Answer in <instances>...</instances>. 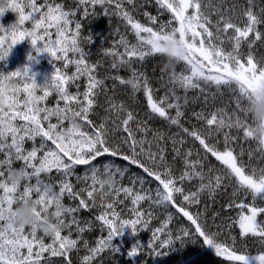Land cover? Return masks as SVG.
Masks as SVG:
<instances>
[{"label":"snow or ice","instance_id":"snow-or-ice-1","mask_svg":"<svg viewBox=\"0 0 264 264\" xmlns=\"http://www.w3.org/2000/svg\"><path fill=\"white\" fill-rule=\"evenodd\" d=\"M79 3L81 5L91 4L93 8L100 5L105 9V15L119 16L126 21L125 27L130 26L134 32L137 38L136 43H129L121 37L119 44L123 46V52L113 50L108 53L113 57L111 68L117 71L124 67L130 68L131 78L123 79L119 76L110 78L118 81L120 85H130L134 92L143 87L147 93L151 113L170 120L173 125L179 124V117L183 115L180 111L181 97L175 95L173 91L171 99L175 100V103L169 102L168 94L159 102L155 101L147 81L144 80L141 83V73L132 68V64L143 63L146 58H153L156 54H165L166 50L160 46L159 41L178 39L182 49L173 50V55H178L180 61L185 62L184 70L180 74L173 72L168 82L174 86L178 85L185 91L198 89L201 94L213 87L218 92L224 87L229 89L234 97L235 111L232 116L223 114L221 111L210 114V118L205 120L206 125L209 126V134L213 131L212 126H215L216 132L223 128H236L238 131L242 130L245 138L255 135L260 145L259 155L261 159H264V136L258 137L253 127L255 121L248 120L250 115L248 104L252 94L264 92V59L259 61L260 66L258 67L251 51L252 44L262 40V34L257 26L264 23V16L254 14L251 10L252 0H249V9L244 13L247 22L243 27L224 16H221L215 25H211L208 16L201 10L200 0H156L158 10L161 13L167 12L171 16V19L167 23H161L157 30L140 23L130 11L125 9L124 4L132 5L134 0H79ZM45 7L46 10H43ZM109 8L112 9L111 13L108 11ZM26 9H28L27 12ZM189 9H193L192 14H188ZM7 10L16 13L18 18L7 28L0 23V32H3L0 35V61L6 62L14 46L27 39L36 53V55H29V61L38 63L37 57L42 53H48L51 58L63 61L65 66L75 64L76 73L73 76H65L61 75L59 68H55L50 78H46L43 84H38L36 73H33L29 66L8 74L0 71V154L5 157L0 160V167L5 169L0 171V192H2L0 195V264H51V261L45 258V253H50L52 257L66 256L68 252L76 249L78 244L77 239L71 238L73 226L81 235L86 230L85 227L80 226L81 222L75 214L90 207L100 209L95 219L101 222V230L106 231L107 234L106 237L98 239L95 247H89L86 240L83 242V247L89 254L83 256L82 264H92L105 249L114 248L116 252H120L121 249L114 246L113 241L122 236L126 229H131L135 234L138 231V225L148 227L152 218L151 212H141L134 208L135 219H122L121 214L115 209L117 201L109 203L102 201L100 204L95 202L93 194L96 192L97 174L116 175L118 173L120 177L124 176V171L119 166L111 160H100L101 157L116 158L119 156L124 161L137 165L147 176H154L155 180L163 186L162 189L157 188L155 198L148 192L141 195L139 192L133 193L130 187L116 186L111 194L114 192L119 195L123 192L126 197H132L133 206L144 200H150L156 205L173 203V193H181L183 200L190 204L199 203L198 193L183 194L182 188L176 186L171 175L162 179L161 174L142 162L141 157L150 164L163 160L164 149L157 145V151H152V141L147 140V133L150 129L145 125L138 122L135 131L129 127V123L134 120L132 113H125L121 105L109 101L111 107L108 111L117 113L111 122V128L106 126L107 117L103 123L98 125L89 119V113L95 104L93 97L98 94L94 90L101 88L103 81L93 75L96 65L86 61L85 52L79 40L81 23L70 18L74 17L75 13L64 11L62 4L48 3L47 0L41 5L37 4V0H22V2L0 0V17H3ZM261 13H264V9H261ZM88 14V9L85 8L84 15ZM145 15L151 23H156V16L147 13ZM173 21L178 22V26H173ZM26 22H31V26L24 27ZM73 24L75 31L69 27ZM213 27L215 34L211 30ZM51 29H55V39L52 38ZM228 29L233 30L231 35H227ZM252 33L255 34L254 40L248 42L249 52L244 60V54L240 51L241 45ZM225 39L231 43V51H226L221 47ZM70 52L77 54L79 58L69 59ZM79 76H86L88 79L86 91L75 94L68 92L65 85L69 80L75 81ZM37 89H42L43 94L36 95ZM49 90L58 94L59 101L65 102L64 107L59 106V101L56 108L41 106V102L50 94ZM22 92L26 94L23 99L20 97ZM171 108L176 109L174 118L168 116L167 109ZM236 112L241 113L244 119L237 116ZM52 117H56V123H51ZM65 121L68 122V126H65ZM86 126L93 130H86ZM117 131L125 132L127 135L114 136L110 142L109 134ZM183 131L199 141L207 153L227 166L225 175L230 180L236 181L239 190L245 193L251 192L254 201L264 194V168H252L251 174L246 175L245 166L237 164V157L230 148L233 137L227 132L224 134L225 150L219 151L214 145L206 143L198 132L189 133L187 128H183ZM135 132L142 133L143 137L136 139ZM37 138L40 139L38 146L36 145ZM160 139L162 137L159 134L154 135V140ZM26 141L33 143L30 150L24 147ZM49 142L53 147L49 146ZM145 144H148L147 150H145ZM124 146L128 147L131 155L123 153ZM249 151L251 154L254 150ZM14 160L23 163V167L18 170L24 177L22 190V183L15 184L9 180V175L15 170L12 168ZM95 161L99 163H94ZM197 164L198 162L186 160V167L191 171L183 173L179 179L183 181L200 177L203 182L207 176L209 184L202 183V189L205 187L210 190L218 188L223 177L217 175L213 182L211 176L202 171H195ZM77 166H86L82 176L75 174ZM53 172L55 176L52 175ZM73 176L77 181L84 182L86 186L76 190L71 182ZM89 180L91 184H88ZM140 183L143 186L142 179ZM84 196L91 200V205ZM27 199H32L46 211H51L62 225L61 231L54 236H49L51 243L46 244L44 239L37 235L35 227L27 230L18 229L12 223L13 208L17 203H23ZM64 199L77 201V203L75 206H65ZM229 207L239 209L238 223L243 234L251 233L254 237L264 238V224L258 223L257 220L258 215L264 213V207L252 206L250 214L244 212L249 207L246 203H233ZM179 211L190 223L186 227L179 228L180 235L176 237L178 240H182L183 237L192 238L193 234H198L199 237H203V243L213 248L218 256L225 255L229 261H236L239 264H250V260H255L256 264H264V254L255 257L237 254L236 251L229 250L228 247L219 243L218 233L206 232L201 213L192 214L184 207H180ZM144 217L147 219H143ZM171 221L172 216L169 215L163 225L153 231V240L150 244L160 241L162 248L172 244V233L168 230ZM84 223L90 226L89 222ZM65 230L68 234L62 235ZM166 230L167 238L161 240L159 234L165 233ZM139 247V244L133 246L127 255L135 257ZM68 264L71 262L69 261Z\"/></svg>","mask_w":264,"mask_h":264},{"label":"trees","instance_id":"trees-1","mask_svg":"<svg viewBox=\"0 0 264 264\" xmlns=\"http://www.w3.org/2000/svg\"><path fill=\"white\" fill-rule=\"evenodd\" d=\"M202 4V11L208 16L211 25H215L217 21L221 18L216 12H222L225 18L229 17V9L228 7L224 8V11L221 10L224 0H200ZM233 2L232 8L238 9V17L236 25L243 27L247 22V18L244 13L249 9V0H231ZM230 2V4H231ZM78 5H81L78 3ZM247 6L246 11L243 10L242 15L240 12V8ZM151 6H154L158 10V6L155 0H151ZM88 9V15H84V9ZM246 8V7H245ZM235 9L233 11H235ZM261 9H264V0H252L251 10L254 14L258 16H264V13H261ZM193 13V9H189ZM109 13H111L112 9H108ZM232 11V10H231ZM78 18L76 19L80 23H82L80 28V36L88 37V43L85 45V42H81V46H83L85 50V58L90 62V56L92 53H95V56L92 58H97V67H98V80L103 81V86L99 89H96L98 94L93 97L95 100V110L89 116V119L93 121L94 124L98 125L105 121V117L108 118L106 126L108 128L112 127V120L115 118L117 113L112 111L111 113L108 109L111 107L109 101L115 103L117 105H121L125 110V113H132L134 116V120L129 123V127L135 131L137 128V123H141L145 125L150 131L147 133V140L152 141V151H157V145L164 149L163 151V160H158L156 164H150L143 157H141L142 162L146 163V166L157 171L161 174L162 179L165 178V173L169 175L178 176V178L185 172H190L191 169L186 167V160L188 162H200L202 163V167L198 168L196 166L195 171H202L203 173L211 176L213 178L219 175L222 176L223 179L218 188L214 190H210L209 188L202 189V183L204 185L209 184V180L207 176L201 181L200 177H193L189 179H185L179 183V187L182 188L183 194L190 193H198L199 203L190 204L188 201L183 200V196L181 193L173 194V203L164 204L161 206L154 207L152 206V201L144 200L140 204L136 205L141 212H151L152 215L156 216V219L151 218V220L156 221H165L169 215L172 216V225H176L181 223V221H187V218L183 216V213L179 211L180 207H184L185 210L189 211L192 214L201 213L202 219L203 216L210 211H228L229 215L235 214L239 209L235 207H229L230 204H240L246 203L248 204V208L244 210V212L250 211V207L258 206L264 207V196L262 195L257 200H253L251 192L245 193L243 190L238 189V185L235 180H230L225 172L227 171V166L223 165L222 162L216 160L214 156L210 153H207L206 150L200 145L199 141L195 140L188 133L183 131V128H187L189 133L192 131H196L205 139L206 143L209 145H214L217 150L224 151V134L227 132L231 137H233L230 142V148L233 150V154L237 157V164L240 166L243 164L245 166V174H251V169L256 168H264V159H261L260 145L259 141L256 139L255 135L253 137L245 138L243 137V132L238 131L236 128H223L219 132H216L215 126H212L213 131L209 134V126L206 125L205 120L210 118V114L221 111L223 114L228 116H232L235 111L234 105V97L229 89L226 87L217 91L215 87L208 90L206 89L203 94L198 89H188L185 91L180 88L178 85L174 86L169 82H162V73L163 67L166 72H164L163 77L167 79L172 75L173 72L176 74H180L184 70L183 61H179L175 64L173 68L166 69L167 65V57L166 54H156L154 57L156 58H146L145 62H135L132 64V68L136 66V69L139 73L142 74L141 83L144 80L147 81L148 87L152 90L153 99L159 102L166 94L169 95V102L175 103L176 101L171 99V93L174 91L175 95L181 97L180 111L183 113L181 117H179V124L173 125L170 123V120L161 118L157 114L151 113L150 107L147 102V93L144 88L141 87L139 91H133L130 85H120L118 81H114L110 77L119 76L123 79L131 78V69L124 67L120 68L119 71L112 69L111 64L113 61V57L108 53L110 51H119L123 52V46L119 44L121 37L126 40H131L132 43L137 42V38L134 35V32L130 28H126V21H123L119 16L116 15H105V9L100 5H96L94 8L91 4L82 5V7H78ZM232 14V13H231ZM241 15V16H240ZM242 20L244 23H242ZM233 22V21H232ZM234 23V22H233ZM84 26V27H83ZM120 26V34L121 37L116 39L118 36H113L110 28ZM259 32L262 34V40L255 41L252 44V55L254 62L258 63L259 61L264 59V23L257 26ZM154 30H157V26H153ZM125 29V31H124ZM215 33V28L211 29ZM233 33L232 29H228L227 35H231ZM255 34L252 33L247 38V41L242 42L240 51L244 54V59L246 60L247 54L249 52L248 42L254 40ZM227 42V39H225ZM97 44V48L95 44ZM228 44H231L228 41ZM165 58L164 62L162 59ZM135 59V58H134ZM165 63V64H164ZM82 81H84L82 79ZM81 81V82H82ZM79 83L73 86L72 92L76 89ZM204 87L203 84H201ZM57 96L55 98H51V103L57 102ZM63 103V101H61ZM163 106V105H162ZM169 117H176V109L171 108L167 109ZM237 116H240L241 119H244V116L236 112ZM202 116L203 118H199ZM102 117V118H100ZM248 120H251V116L249 115ZM182 126V127H181ZM255 127V125H253ZM86 130L92 131L91 127L86 126ZM113 135L114 136H126L127 133L122 131H117ZM159 134L162 139L154 140V135ZM111 138V136H109ZM136 139H141L143 134L140 132H135ZM175 142V143H174ZM148 149V144H145V150ZM250 149L254 150L250 154ZM178 150V151H177ZM124 154L131 155L130 150L127 146H124L122 149ZM139 152V148H137ZM190 153L191 155H186ZM243 153V154H241ZM175 156L176 158H173ZM100 160L109 161L111 160L116 166H119L122 171H124V176L120 177L117 173L116 177L118 180L117 186L130 187L132 188L133 193L139 192L141 195L148 192L150 195L155 197V192L157 188L162 189L163 186L159 184L158 181L155 180V177H149L147 174L143 173L142 169H140L137 165L131 164L129 161H124L119 156L116 158H111L109 156L101 157ZM94 163H99V161H95ZM23 167V163L21 161H13L12 168L15 170H19ZM86 166H77L75 169L76 175H83ZM5 170L2 168L0 171ZM7 173V172H6ZM55 176V172L52 174ZM43 178V176H42ZM140 179L143 180V186H141ZM71 182L73 183L76 190L85 187V183L82 181H77L75 176L72 177ZM88 184H91V181H88ZM24 182L21 184V190L23 188ZM97 194L96 192H94ZM94 194V195H95ZM85 198V196H84ZM111 198H115L114 200L124 201L126 196L123 192L119 195H116L114 192L111 195H108L106 198L101 199L98 196V199L95 198V202L100 204L102 201H108ZM86 199V198H85ZM87 200V199H86ZM91 205V200H88ZM63 203L65 206H75L77 201H72L69 199H64ZM136 209V208H135ZM214 212V215L216 214ZM99 214L98 207H90L88 209H83L78 211L75 215L77 219L81 222L80 226L85 227V232L81 235L76 231V227L72 228V239H77L78 244L77 248L68 252L66 256H56L52 257L50 255H45V258L51 261V264H68L70 261L71 264H82V258L84 255H88V251L83 247V242L86 240L89 244V247H93L91 245L90 239L92 234L95 233V237L98 235L99 224L95 217ZM258 223L264 224V213H261L257 217ZM85 221L89 222V225H85ZM190 223V222H189ZM205 226L210 227L206 222ZM211 223V222H209ZM212 228V227H210ZM208 229V228H205ZM27 230V229H26ZM213 230V228H212ZM68 234L66 230L65 235ZM37 235L42 237L45 243L48 241V237H45L44 234L40 231H37ZM203 242V237H199ZM203 247L207 253L211 255H215L217 257H222L221 255H217L213 248L208 247L203 243ZM239 254V253H237ZM261 255V254H260ZM110 257L102 259L101 262L94 260L92 264H108L106 259ZM226 260V258H225ZM235 264H239V262L233 261ZM250 264H256L255 260H250Z\"/></svg>","mask_w":264,"mask_h":264},{"label":"rangeland","instance_id":"rangeland-1","mask_svg":"<svg viewBox=\"0 0 264 264\" xmlns=\"http://www.w3.org/2000/svg\"><path fill=\"white\" fill-rule=\"evenodd\" d=\"M224 1L225 2L223 3L221 10L224 11V8L228 7L229 9L228 18L231 19V21H233L234 23H237V20H238L237 17H238L239 10L235 9V7L232 8L233 2H231V0H224ZM19 2H22V0H19ZM47 2L53 3V4L55 3L62 4L64 11L75 13L74 17H70L71 19H73L74 21H77L76 19L80 20V18H78V16L76 15L78 14L77 13L78 7H82V5H78L79 0H47ZM37 4L38 5L45 4V0H37ZM124 7L131 8V9L135 7L136 12L132 13L133 17L136 20H138L140 23L144 24L145 26H151V27L157 26L158 27L161 23H167L171 19V16L169 13L167 12L161 13L154 6H151V0H134V3L132 5L125 3ZM234 9L235 11H233ZM246 9H247V6L245 5L244 7L240 8L241 15H242L243 10L246 11ZM43 10H46V7ZM27 11L28 9H26V12ZM157 11H158V14H156ZM145 13L151 16H156L157 17L156 23L155 24L151 23L148 20ZM216 13L220 16L223 15L222 12H216ZM188 14H192L191 10H188ZM159 15L163 16L164 20H159L158 18ZM17 18L18 16L16 13L12 12L11 10H7L5 15L3 17H0V23H3L4 27L7 28L11 24L15 23ZM242 23H244L243 20H242ZM30 26H31V22H26L24 25V27H30ZM173 26H178V22L173 21ZM69 27L72 28L73 31H75L74 24L70 25ZM128 28H130V26H128L127 29ZM197 30L199 31V29ZM51 31L53 32L52 38L55 39L56 38L55 29H51ZM2 34L3 32H0V35ZM119 37H121L120 32H118V36L116 37V39H118ZM79 40H80V43L82 41L87 43L89 39L87 35H85V37L80 36ZM127 41L131 43L130 39ZM40 43L42 44L43 42H40ZM96 45L97 44H95V47L97 48ZM81 47L84 48L83 46ZM221 47H223L226 51L232 50L231 44H228V41L227 42L225 41V43L222 44ZM30 54L36 55V53L34 52L32 48L31 43L29 42V40L26 39L25 41L14 46L6 62L0 61V71H3L5 74H8L17 69H23L25 66H29L31 68V71L33 73H36V80L38 84H43L46 78H50L55 68H59L61 75H65V76H73L76 73L75 64H67V66H65L63 61H57L55 60V58H51L48 53L40 54L37 57L39 62L33 63L28 60V57ZM94 56H95V53H92L90 56V61L92 62V64L96 65L93 75L96 72H98L97 58L96 59L92 58ZM78 58L79 56L77 54H74L71 52L69 53V59L75 60ZM162 60L164 62L166 61L165 58H163ZM133 68L136 69V66H134ZM163 69L164 70H162V73H160L163 79L162 82H165V81L168 82V79L166 77H163L164 72H166L164 67ZM205 70L207 71V69ZM213 71L215 70L213 69ZM142 74L143 73H141V78H142ZM82 77L87 78L86 76H79L78 79H76L75 81L69 80L68 83L65 85L67 90L70 89L72 85H75L77 81L82 79ZM87 84H88V80L84 85L81 84L76 89L78 90V92L83 93L87 89ZM42 94H43L42 89L36 90V95L39 96ZM54 94H57V93L51 90L48 97L44 101L41 102V106L49 108L48 107L49 98L53 96ZM25 95L26 94L23 92L20 93L21 99H23ZM81 99H83L82 96H81ZM73 106H75V104H73ZM56 122H57L56 117H52L51 123H56ZM45 126H47V122H45ZM65 126H68L67 121H65ZM109 135L111 136V133ZM39 143H40V139L37 138L36 145L38 146ZM32 146H33V143L31 141L25 142L24 147L26 149L30 150ZM49 146L53 147L50 144V142H49ZM4 158L5 157L2 154H0V160H3ZM1 168L3 167H0V170ZM5 175H7L6 172H5ZM168 175H169L168 173H165L164 176H166L167 178ZM171 177L175 180L179 179L178 176L171 175ZM180 181H181L180 179L179 181H174L177 187H179ZM182 184L183 183L181 181V187L183 186ZM94 194H93L94 199L95 198L98 199V195L97 194L94 195ZM173 194H178V193H173ZM0 195H2V192H0ZM262 195L264 196V194H261V196ZM85 198L88 200L86 196ZM114 199L115 198H111L110 200L103 201V202L104 203L113 202ZM131 199L132 197H126L124 198V201L115 200L117 201V203H115V209L117 212L121 214L122 219H135V216L133 215V209L134 208L139 209V208L136 205L135 206L132 205ZM141 202H139V204ZM152 206L157 207L161 205H156L153 203ZM214 212L216 211H210L206 213L203 216L202 221L203 223L206 222L207 224L210 225V227L213 228L212 230V228L206 227L204 223L205 228H208V229H205L206 232L218 233L217 240L219 243H222L223 245L228 247L229 250L236 251L239 254L248 255L250 257H255L260 254H264V238L254 237L251 233L243 234L242 230L239 228V223H238L239 210L233 215H229V212L226 210L218 212V213L216 212L215 215H214ZM245 214H250V211L245 212ZM152 216L154 219H156L155 215H152ZM143 219H147V217H144ZM99 223L100 225H99L97 237H95V233H94L92 234V237L90 239L91 245L93 244V247L96 246V242L98 241V239H100L101 237H106V234H107L106 231L101 230V222ZM163 223L164 221L160 222L156 220H150L147 228H144L141 225H138L137 226L138 231L135 234L132 233L131 229H126L122 236L117 237L113 241L114 246H117L121 249L120 252H116L114 248L105 249L99 256L96 257V260L101 262L102 259L110 257V258H113L114 260L113 264H235L233 261H229L225 255H221L222 257H217L215 255H211L207 253L203 247V242L199 238L198 234H193L192 238L183 237L182 240H178L176 237L180 235L179 228L181 226L186 227L189 224V222L187 223L185 221H181V223L176 224V225H172V222L169 223L168 230H170L172 233L173 242L168 247L166 248L160 247V241H156L154 244H150V242L153 240V235H152L153 231L157 227H161ZM65 233H66V230L62 233V235H65ZM159 235H160L161 240L166 239L167 230L165 233H161ZM45 237L49 238L46 244L51 243L50 237L49 236H45ZM196 241H200V243H197ZM137 244L140 245L138 249V254L135 257H129L127 255L128 251H130L131 248ZM156 253H160V255H156ZM45 255H50V253H45L44 256Z\"/></svg>","mask_w":264,"mask_h":264},{"label":"clouds","instance_id":"clouds-1","mask_svg":"<svg viewBox=\"0 0 264 264\" xmlns=\"http://www.w3.org/2000/svg\"><path fill=\"white\" fill-rule=\"evenodd\" d=\"M162 48L166 50L167 67L173 68L180 61L178 55H173V50H181L182 45L178 39H169L159 41ZM248 113L251 119L255 121L254 131L258 137L264 136V92L254 93L248 104ZM24 177L18 170H14L9 175L12 183L20 184ZM118 180L116 175L97 174L96 193L101 199L106 198L116 188ZM12 223L18 229H31L35 227L37 231L45 236H54L62 230V225L54 217L51 211H46L32 199H27L23 203H17L13 208Z\"/></svg>","mask_w":264,"mask_h":264},{"label":"bare ground","instance_id":"bare-ground-1","mask_svg":"<svg viewBox=\"0 0 264 264\" xmlns=\"http://www.w3.org/2000/svg\"><path fill=\"white\" fill-rule=\"evenodd\" d=\"M126 10H128V11H130L131 12V14L133 13V12H136V11H133V9H131V8H125ZM156 14H158V11H157V13ZM158 18H159V20H164V18H163V16H161V15H159L158 16ZM121 29H120V26H118L117 28L116 27H112V28H110V31L112 32V35L113 36H115L116 34L118 35V32H121L120 31ZM116 35V36H117ZM84 52H85V50H84ZM48 107L49 108H56L57 107V102L56 103H49L48 104ZM100 118H102V117H100ZM110 136V135H109ZM112 137H113V135L111 134V138L109 137V141L110 142H112ZM173 158H176L175 156H173ZM202 163H198L197 164V167L198 168H201L202 167ZM99 213H100V210H99ZM98 222V224L100 225V223H99V221H97ZM197 243H200V241H196ZM194 246H195V244H194ZM106 262L108 263V264H113L114 263V260H113V258H108V259H106Z\"/></svg>","mask_w":264,"mask_h":264}]
</instances>
